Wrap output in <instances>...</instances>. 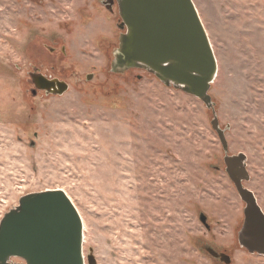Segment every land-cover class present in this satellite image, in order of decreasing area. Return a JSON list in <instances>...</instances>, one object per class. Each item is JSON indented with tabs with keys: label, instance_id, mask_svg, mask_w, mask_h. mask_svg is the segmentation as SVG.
<instances>
[{
	"label": "rangeland",
	"instance_id": "1",
	"mask_svg": "<svg viewBox=\"0 0 264 264\" xmlns=\"http://www.w3.org/2000/svg\"><path fill=\"white\" fill-rule=\"evenodd\" d=\"M193 1L229 153L247 155L245 186L264 210V0ZM119 21L100 0H0V220L22 195L61 188L98 264H225L203 243L230 264H264L239 245L245 203L212 111L143 70L113 73ZM36 69L69 90L32 94Z\"/></svg>",
	"mask_w": 264,
	"mask_h": 264
},
{
	"label": "water",
	"instance_id": "2",
	"mask_svg": "<svg viewBox=\"0 0 264 264\" xmlns=\"http://www.w3.org/2000/svg\"><path fill=\"white\" fill-rule=\"evenodd\" d=\"M120 21L118 45L111 53V71L124 74L140 69L173 87L199 98L213 113L211 126L224 155L225 171L245 203L238 242L249 253L264 255V210L255 193L245 186L251 176L247 155L229 153L227 124L221 127L210 93L217 76V58L193 0H116ZM90 77L88 76V79ZM37 89L63 95L69 84L57 77L38 75ZM202 221L206 223L204 216ZM210 256L225 264L231 256L211 244H202ZM98 264L93 247L84 252L83 218L61 188L30 192L0 220V264Z\"/></svg>",
	"mask_w": 264,
	"mask_h": 264
},
{
	"label": "flooded vegetation",
	"instance_id": "3",
	"mask_svg": "<svg viewBox=\"0 0 264 264\" xmlns=\"http://www.w3.org/2000/svg\"><path fill=\"white\" fill-rule=\"evenodd\" d=\"M101 1V3L106 7V9H108L110 12H114V10L115 9H118V5H117V2H116V0H100ZM38 75H43V76H45L47 79H53V78H55V77H53L52 75H48V74H44V73H42L41 71H39V70H34V71H32V72H30V81H31V83L34 85V87L35 88H33V89H36L37 88V86L35 85V79H36V77L38 76ZM58 78V77H57ZM60 79V78H59ZM62 80V79H61ZM33 89H32V94H33ZM38 91H44V90H40V89H37V92ZM36 92V93H37ZM44 92H46V91H44ZM35 95V94H34ZM208 226V225H207ZM203 244H206V243H203ZM220 252H224V253H227V252H225V251H220ZM88 253H85V255H87ZM228 254V253H227ZM216 260H218V261H220L219 259H216ZM12 262L14 263V264H23L24 263V260L23 259H21V258H13V260H12Z\"/></svg>",
	"mask_w": 264,
	"mask_h": 264
}]
</instances>
